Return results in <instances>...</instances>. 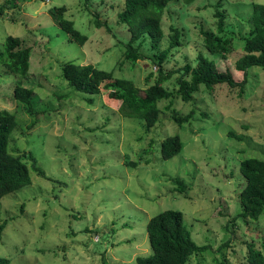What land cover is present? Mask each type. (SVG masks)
I'll list each match as a JSON object with an SVG mask.
<instances>
[{"label":"rangeland","instance_id":"obj_1","mask_svg":"<svg viewBox=\"0 0 264 264\" xmlns=\"http://www.w3.org/2000/svg\"><path fill=\"white\" fill-rule=\"evenodd\" d=\"M9 2L0 0V9ZM254 4L264 0H174L163 16L165 38L157 51L169 46L174 27L182 32V45L166 70L195 66L203 53L242 82L245 75L235 64L254 30ZM63 7L65 19L88 37L85 45L70 41L57 25L51 10ZM124 7L125 0H19L0 13V46L13 36L32 49L25 85L36 93L32 113L14 97L15 76L0 66V109L15 113L18 122L9 150L33 154L49 178L32 171L30 186L0 202V226L7 222L0 258L11 264H136L152 254L149 221L179 210L194 241L209 247L188 264H249L248 245L262 249L264 215L258 222L239 218L246 186L240 166L248 158L264 160V68L248 71L243 94L226 84L213 91L201 86L191 102L178 96L172 104L161 102V121L147 131L140 120L121 114V102L104 86L101 94L83 97L62 78L61 66L72 62L114 71L134 93L154 83L158 67L151 44L142 48L146 58L121 64L131 38L119 23ZM218 10L225 17L223 36L233 38L226 58L203 43L202 30L218 31ZM97 17L110 31L96 27ZM165 86L176 91L175 78ZM192 113L182 125L173 119ZM175 135L182 152L165 161L161 144Z\"/></svg>","mask_w":264,"mask_h":264},{"label":"trees","instance_id":"obj_2","mask_svg":"<svg viewBox=\"0 0 264 264\" xmlns=\"http://www.w3.org/2000/svg\"><path fill=\"white\" fill-rule=\"evenodd\" d=\"M19 0H10L4 5L0 13L8 8L18 6ZM174 0H125L124 10L119 13V23L126 25L131 34L123 53V61L135 63L146 58L142 53L143 46L151 44L154 52L155 64L158 67L157 76L143 94L134 93L126 88L122 80L116 79L114 71H104L93 65H78L72 62L61 66L62 78L68 86L80 93L83 97L101 94L102 86L109 91V97L121 102L120 112L126 118L138 119L150 131L161 121L159 104L169 101L171 104L178 96L183 102H191L200 87L213 91L216 86L226 84L232 89L239 88L244 93L248 83V71L253 67L264 68V5H253L252 34L244 39V55L237 60L235 68L242 72L245 78L242 82L235 80L230 70L221 71L214 61L200 53L196 58V65L187 64L183 68L167 71L165 65L173 51L182 45V32L172 28L169 36V46L158 53L159 44L165 38L162 29L163 16ZM195 0H184L190 4ZM65 7L52 9L57 25L70 36V41L85 45L88 37L75 28V24L65 19ZM218 31L202 30L203 43L206 50L212 55L226 58L232 53L233 38L223 36L225 17L219 10L216 13ZM97 28L108 26L97 17ZM110 31V27L108 26ZM32 49L24 39L9 36L0 46V66L15 76V99L27 106L29 112L35 110V92L25 85L31 68ZM153 75L147 78L151 81ZM175 78L176 91L169 90L165 84ZM89 104L95 99L87 98ZM171 105L167 107L170 109ZM194 114L186 117L173 116L177 124L190 122ZM18 127L17 115L8 110L0 109V202L9 194L28 187L32 184V171L39 176L49 179L46 173L38 166L37 159L31 153L13 155L9 150L10 139ZM183 144L179 135L166 138L161 144L162 158L171 160L181 154ZM29 163H31L29 165ZM240 171L246 181L239 198L242 213L239 218L258 222L264 215V160L248 158L241 162ZM181 192L186 186L176 179ZM7 222L0 226V242L3 238ZM149 242L152 248L151 256L138 257L136 264H188L193 256L208 250L207 246H199L193 239L190 230L184 222V215L179 210H166L154 216L147 226ZM247 260L249 264H264V242L262 249H256L249 244ZM225 259V258H224ZM0 264H11L10 259L0 258ZM105 264V262L103 263ZM220 264V263H219Z\"/></svg>","mask_w":264,"mask_h":264}]
</instances>
